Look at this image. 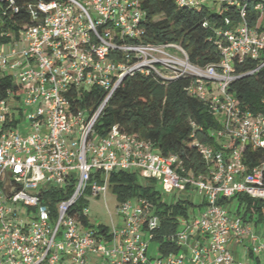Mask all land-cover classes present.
<instances>
[{
  "label": "built area",
  "instance_id": "obj_1",
  "mask_svg": "<svg viewBox=\"0 0 264 264\" xmlns=\"http://www.w3.org/2000/svg\"><path fill=\"white\" fill-rule=\"evenodd\" d=\"M173 1L196 6L202 0ZM0 3L14 7V0ZM28 9L30 24L17 35L0 33V79L10 82L0 86V264H86L96 253L106 264H244L236 255L244 238L249 253L264 255V235L230 210L235 196L264 205V113L243 111L228 92L234 55L264 65V15L250 26L241 9L243 22L216 33L226 41L218 66L197 67L178 46L124 40L140 33L138 0H35ZM261 9L257 2L254 10ZM19 41L26 45L17 48ZM156 64L169 67L173 77L193 76L190 91L223 115L212 131L216 146L198 144L210 163L205 174L183 175L177 155L156 152L117 124L104 134L97 129L122 80ZM93 88L101 93L97 102ZM246 147L262 152L250 168L243 161ZM113 170L160 181L175 199L199 196L202 209L191 219L178 216V228L167 237L178 252L148 253L145 236L153 239L159 217L147 197L121 201V225L111 232L89 225L83 195H104Z\"/></svg>",
  "mask_w": 264,
  "mask_h": 264
},
{
  "label": "trees",
  "instance_id": "obj_2",
  "mask_svg": "<svg viewBox=\"0 0 264 264\" xmlns=\"http://www.w3.org/2000/svg\"><path fill=\"white\" fill-rule=\"evenodd\" d=\"M34 2L14 0V7L10 9L7 8L8 3H0V33L12 31L17 35L30 24L28 5ZM257 2L262 4L261 11L254 10ZM218 3L219 9H212L204 1L196 6H179L173 0H138V6L143 11L140 33L137 37L124 40L129 43L172 44L184 51L191 65L218 66L226 41L216 33L243 22L240 17L243 8L248 25L260 23V17L264 15V0ZM3 10L6 12L3 13ZM225 19H229V25ZM169 48L175 50L174 47ZM177 54L182 55L179 51ZM260 63L249 56L234 55L231 59L229 73L234 78L228 85V92L243 111L264 113V65L257 68ZM194 82L195 78L189 73L173 77V71L163 64L146 66L142 71L128 74L97 123L99 133L104 134L111 125L117 124L122 131L150 141L156 152L177 155L182 163L183 175L196 177L205 174L210 163L204 161L198 144L215 147L217 139L212 131L220 127V122L210 101L200 99L190 91ZM9 84L8 80L0 79L2 89ZM2 89L0 97L4 95ZM90 93L97 102L100 91L93 88ZM242 155L244 163L250 168L258 163L262 152L246 147ZM109 184L120 202L135 196L151 200L159 217V226L152 240L157 242L160 254L178 252V246L167 237L178 228V216H189V208L195 206L192 201L176 198L166 203L160 191L142 183L139 174L131 171L113 170ZM234 200L238 202L233 209L235 214L245 222L264 224V205L259 200L235 196L231 203ZM82 222L87 224L84 218Z\"/></svg>",
  "mask_w": 264,
  "mask_h": 264
},
{
  "label": "rangeland",
  "instance_id": "obj_3",
  "mask_svg": "<svg viewBox=\"0 0 264 264\" xmlns=\"http://www.w3.org/2000/svg\"><path fill=\"white\" fill-rule=\"evenodd\" d=\"M204 1L210 8L212 9H219L220 4L214 0H202ZM26 44L22 41L17 42L16 47L21 48L25 46ZM0 50H4V46L0 45ZM181 62H184L183 60H180ZM215 89V88H214ZM219 119H223V115H218ZM142 183H147L148 185L153 186L156 190L160 191L161 198L164 200H167L168 203H171L175 200V198L172 196L171 193H166L163 190L162 184L160 181H153V180H144L141 179ZM179 194V191H175ZM177 194V195H178ZM182 195V194H181ZM192 197V196H188ZM189 198V199H190ZM82 205L86 206L88 209L87 213V220L90 226L97 227V224H102L106 226L109 230V232L112 231V226L121 225V217L117 213V207L120 205V200L117 198L116 193L111 191L110 188L107 189L106 193L103 195V193H100L97 196H93L92 194L85 192L83 195V198L81 200ZM134 202V200H133ZM200 202V198L198 195L193 196V203L195 206H192L189 208V216L188 219L193 218V216L197 215L199 210L202 208L197 206ZM238 202L234 200L230 204V210L233 211V209L237 206ZM256 218V214L254 215ZM252 227V231L254 234H260L261 236L264 235V224L258 223L254 224V222L250 223ZM146 241L148 242V253L151 256H157L159 255L158 251V245L155 240H148L149 238L147 235L145 236ZM103 245H106L107 247L110 246L105 241H102ZM249 246L250 241L249 239H245L242 243H240L237 246L236 249V255L239 257L240 261L244 264H264V255L262 254H250L249 253ZM102 256L100 253L92 254L88 260L86 261V264H106L102 260Z\"/></svg>",
  "mask_w": 264,
  "mask_h": 264
},
{
  "label": "water",
  "instance_id": "obj_4",
  "mask_svg": "<svg viewBox=\"0 0 264 264\" xmlns=\"http://www.w3.org/2000/svg\"><path fill=\"white\" fill-rule=\"evenodd\" d=\"M1 168V167H0Z\"/></svg>",
  "mask_w": 264,
  "mask_h": 264
}]
</instances>
